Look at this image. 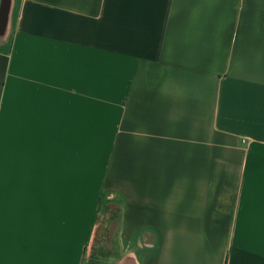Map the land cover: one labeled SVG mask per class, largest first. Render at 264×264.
<instances>
[{"label":"crops","instance_id":"obj_1","mask_svg":"<svg viewBox=\"0 0 264 264\" xmlns=\"http://www.w3.org/2000/svg\"><path fill=\"white\" fill-rule=\"evenodd\" d=\"M0 264H264V0H0Z\"/></svg>","mask_w":264,"mask_h":264},{"label":"rangeland","instance_id":"obj_2","mask_svg":"<svg viewBox=\"0 0 264 264\" xmlns=\"http://www.w3.org/2000/svg\"><path fill=\"white\" fill-rule=\"evenodd\" d=\"M106 219H105V217L104 218H102V220H101V225H100V227H99V232H98V235H97V239H99L100 240V238L103 236V237H105L104 235H105V231L107 230V226H106ZM98 242V241H97Z\"/></svg>","mask_w":264,"mask_h":264}]
</instances>
